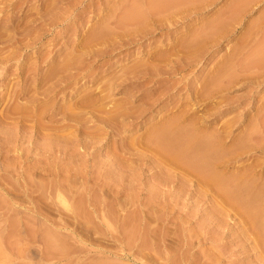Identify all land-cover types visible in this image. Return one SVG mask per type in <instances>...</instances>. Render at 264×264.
Returning a JSON list of instances; mask_svg holds the SVG:
<instances>
[{"label": "rangeland", "instance_id": "374dc122", "mask_svg": "<svg viewBox=\"0 0 264 264\" xmlns=\"http://www.w3.org/2000/svg\"><path fill=\"white\" fill-rule=\"evenodd\" d=\"M0 264H264V0H0Z\"/></svg>", "mask_w": 264, "mask_h": 264}]
</instances>
